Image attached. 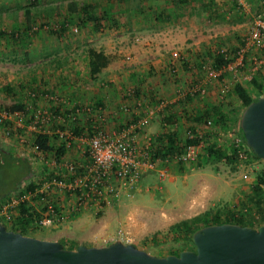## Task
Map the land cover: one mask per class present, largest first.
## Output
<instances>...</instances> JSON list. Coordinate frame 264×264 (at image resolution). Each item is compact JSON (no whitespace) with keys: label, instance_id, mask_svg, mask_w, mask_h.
I'll return each mask as SVG.
<instances>
[{"label":"rangeland","instance_id":"374dc122","mask_svg":"<svg viewBox=\"0 0 264 264\" xmlns=\"http://www.w3.org/2000/svg\"><path fill=\"white\" fill-rule=\"evenodd\" d=\"M55 1L52 0V6L45 7L42 0H35L34 9H28L31 12L27 17L25 10L28 7L18 4L11 9L13 13L9 19L12 22L8 29H0V110L16 100L40 108H44L40 105L50 100L60 101V95L56 92L60 88L59 82L54 80V73L61 65L60 60L65 59V55L73 57L83 70L88 47L101 49L111 56V72L131 65H146L149 57L163 51L170 56L175 51L185 58V52L190 49L191 71L200 57L204 61L202 71H209L214 70L210 66L212 53L220 48L231 52L232 48L243 47V39L252 20L257 16L264 20L262 0H212L209 10L203 9L200 0H185L177 9L170 0H131L133 8L129 12H124L116 0H81L94 6L92 12L104 10L106 13V17L99 21L100 27L95 29L90 21L82 23L80 17L70 15L54 4ZM140 3L148 5V9L137 10L136 4ZM235 4L239 8L233 6ZM39 6L49 11H37ZM2 22L0 17V24ZM164 24H172L179 29L162 31L161 25ZM27 25L35 27L34 32L30 30L23 36L21 33ZM181 27H184L183 30H180ZM10 33L18 35L11 37ZM178 39L184 45L180 46ZM165 40L171 42L170 46L165 44ZM162 45H166L164 50ZM245 54L244 71L257 60L264 61L263 48L250 47ZM262 66L260 64L256 71ZM103 71V75L108 73V69ZM82 73L79 85L100 87L107 82L106 76L97 80ZM223 73L217 78L210 76L209 84L211 87L220 84V90H226L222 92V100L233 107L230 88L234 80L230 71ZM48 93L56 99L49 98ZM222 93L217 92L216 99L219 100L218 95ZM236 112L227 121L228 128L234 130L239 119L236 118L239 112ZM8 122L11 124L12 120ZM2 129L0 125V148L12 155L8 158L0 154V194L6 192L7 195L19 180L23 162L30 170L34 165L29 163L25 147H10L12 140L3 135ZM20 135L27 136L29 133L23 129ZM262 167L263 159L245 169L235 161H204L199 157L190 168L179 167L174 169L175 174L172 175L173 170L170 171L162 182L157 181L155 173H148L139 181L136 189L130 190L128 195H121L117 203L98 216L83 215L57 228L33 229L29 236L57 240L70 247L77 244L101 246L99 244L106 245L113 241L111 239L117 236L116 230L121 228L123 243H131L151 255L164 256L177 254L181 250H193L191 240L182 233L170 232L169 226L201 211L216 208L233 213L241 211L245 216L248 213L254 215L247 205V195L255 181V174ZM243 172L247 174L246 179L241 177Z\"/></svg>","mask_w":264,"mask_h":264},{"label":"built area","instance_id":"2783aa9c","mask_svg":"<svg viewBox=\"0 0 264 264\" xmlns=\"http://www.w3.org/2000/svg\"><path fill=\"white\" fill-rule=\"evenodd\" d=\"M250 47L264 48V20L258 16L249 26L243 47H238L234 53L224 48L215 51L229 61L223 68L209 70V75L217 78L227 70L234 81L251 79L264 61L259 59L240 72L243 55ZM171 57L180 64L185 62V58L175 51L171 52ZM173 69L170 74L174 73ZM204 92V88L191 85L176 91L173 100L169 101L160 96L145 99L137 95L133 87H124L121 95L127 101L119 105L121 118L112 121L104 116L100 104H77L65 99L57 101L55 111L33 107L31 103H25L23 110H0L3 135L25 147L29 163L34 165L31 170L29 168L28 176L0 197V222L9 226L21 216L29 219V225L36 229H53L79 216L100 215L117 203L121 195L136 189L143 176L153 172L157 181L162 182L171 168H190L199 157L206 155L209 148H229L239 167H253L262 159L252 156L237 128H228L227 121L219 123L215 117L203 116L200 112L188 119L190 111L183 109L171 115L170 105L174 101L196 95L201 97ZM223 96L224 93L218 95L220 101ZM49 98L56 99L51 94ZM9 120H12L11 124ZM154 120L163 129L149 133L146 128ZM182 123L179 136L177 128ZM23 129L29 135L21 136ZM165 129L173 133L175 142V149L168 153L165 152L168 148L163 135ZM35 134L47 138V149H41L34 142ZM241 177L246 179L247 174L243 172ZM260 187L264 191V182ZM121 234V228H118L113 239L122 241Z\"/></svg>","mask_w":264,"mask_h":264},{"label":"water","instance_id":"95a60500","mask_svg":"<svg viewBox=\"0 0 264 264\" xmlns=\"http://www.w3.org/2000/svg\"><path fill=\"white\" fill-rule=\"evenodd\" d=\"M238 126L245 144L264 159V93L240 112ZM193 250L155 256L115 239L106 245L63 248L57 240L40 239L7 229L0 222V264H264V224H210L192 232Z\"/></svg>","mask_w":264,"mask_h":264},{"label":"crops","instance_id":"0c3cea01","mask_svg":"<svg viewBox=\"0 0 264 264\" xmlns=\"http://www.w3.org/2000/svg\"><path fill=\"white\" fill-rule=\"evenodd\" d=\"M42 1L47 4H43V6H52V0ZM72 1L76 2L77 4H82V2H80L81 0H57L54 2V4H57V6H61L64 10H66L65 8L67 6V3ZM128 1H121L120 3L118 2V4L122 6L124 12H129L131 8H133V2H131V0ZM36 2L35 0H0L1 22L3 19L2 24H0V29H8V27L10 26L9 24L12 21L11 19H9V15L13 13V11H11L13 7H17L20 4H25L28 7H26L27 9H34V4ZM136 7H138V9H140L141 7L139 11H143V8L148 9V5H141V3L139 5L136 4ZM39 9L37 11L44 10L47 12L48 10L46 8H43L42 6ZM29 12L31 11L29 10ZM183 28L184 27H181L180 30H183ZM161 29L163 31L164 29L167 30L179 28L172 24H164L161 25ZM177 41H179L180 46H182L183 43L181 39H178ZM164 42L167 45L171 44V42H167V40H165ZM162 46L161 47L164 50V47H166V45ZM184 57L185 62L180 64L175 60L170 59L171 56L168 54L167 51H163V53L159 55L149 57L150 59H148V63H146V65H139L138 67H133V65H131V67L129 66L126 69L123 68L113 72H111L110 66L108 64L105 68L100 71V73L96 75L98 76V78L95 76L97 80L100 79L102 76H106V84H103L100 81V84H103L102 86L98 87L94 85L92 87H88L84 84L79 85L81 83L80 78L83 74L82 71L85 72L86 75H88L86 55L83 70L80 69L79 65L76 64L77 61H75V59L73 60V57H68L67 55H65V57L63 56V58L65 59L60 60L61 65L59 66V68H56L58 71L54 73V75L56 76V79L54 80L59 82L58 87H60H57L58 90L56 92H58L57 95H60L59 99H65L70 102H75L77 104L89 102L100 104L104 109V116L108 119V121H112V119L116 120L121 118L119 105L122 102L127 101V98L121 95L124 87H133L137 95L145 97V99H154L155 97L160 96L169 101L173 100L176 91H178L179 89L181 90L191 85L196 86L198 88H204L205 92L201 97H198L196 95L187 100L174 101L170 105V113L172 116H174L176 113L183 109L190 111L187 114L189 115L188 119H191V117L193 118L195 116H193L194 113H199L205 107H209L219 101L218 99H216V95L217 92L220 91V84L218 85L217 83L214 87L210 86L211 83L209 84V82L211 79H209V71H202L201 69L202 64H204L202 57H200L197 61L194 62V69L192 71L191 49L188 52H185ZM208 66L209 65H207V67ZM172 67H174V69ZM107 69L108 73L106 75H103L105 74L103 70ZM170 69H173L174 73L170 74ZM221 75H223V73L219 76ZM230 96L233 95L230 94ZM232 100L234 101L233 109H239L238 101L234 97H232ZM44 104L45 105L40 106L44 108H49L50 110H56L57 105L59 103L57 101L55 102L50 100L48 101V103ZM235 109L234 111H236ZM81 117L80 119L83 120V118ZM183 125L184 123L178 125L177 133L179 134V136H181L182 134L181 129ZM162 129L163 127L160 126V124H158V122L155 120L146 128L147 132L149 133H156L161 131ZM10 147H16L15 142L10 141ZM170 171H172L170 175L175 174L174 168H171Z\"/></svg>","mask_w":264,"mask_h":264},{"label":"trees","instance_id":"16d2710c","mask_svg":"<svg viewBox=\"0 0 264 264\" xmlns=\"http://www.w3.org/2000/svg\"><path fill=\"white\" fill-rule=\"evenodd\" d=\"M117 2H125L128 0H116ZM264 2V0H262ZM185 0H170V3L178 8V6L182 3H184ZM202 3V7L204 10H209L211 5L213 4L212 0H200ZM236 8H239V5L235 4L233 5ZM66 11L70 15H74L76 17H80V21L82 23L90 21L92 26L97 29L100 27L99 21L103 20L106 17V13L104 11H96L92 12L94 9V6L92 4H77L76 2L72 1L67 3ZM140 10V9H137ZM28 9L25 10V15L27 17L28 15ZM166 16L170 17L169 13H166ZM31 30V26L28 25L25 27L23 33H21L23 36H26V33ZM32 32L33 29H32ZM55 32V31H52ZM58 33V32H57ZM18 34L10 33L11 37H16ZM21 35V36H22ZM264 49V48H263ZM236 48L231 49V53H234ZM230 51V50H229ZM86 58H87V70H88V76L90 78H95V76L100 73V71L105 68L112 60L111 56L107 53H105L101 49H94L93 47H88L86 49ZM246 54L243 55V62L246 60ZM229 60L223 58L222 54L219 53H212L211 55V63L210 66L213 69H220L223 68ZM262 69L256 71L254 75L251 77V79L244 81V80H236L231 84L230 92L233 95L239 105V109H237L238 112H240L253 98L258 97L264 93V64H262ZM244 66L240 68V72H243ZM224 74V73H223ZM25 103L20 100H16L11 105L5 106L3 109L8 112H13L17 110H23ZM34 107V106H33ZM235 109V108H234ZM233 107L229 105V103H225L222 101H217L215 104L211 105L210 107H205L202 111H200V115L203 116H213L215 117V121H229L232 114H235L236 111H234ZM57 110V109H56ZM236 110V109H235ZM55 111V110H54ZM53 111V113H54ZM237 113V112H236ZM239 113L238 117L239 118ZM197 119V118H196ZM1 126L3 124H0ZM7 125V124H5ZM237 132L241 136V138L244 140L243 134L237 126ZM163 135L167 139L168 148L166 149V153L173 151L175 149V142L172 137L173 133L170 131H163ZM34 142L39 145V147L43 150L48 148V140L46 137H44L41 134H35ZM248 150L251 152L252 156L255 159H259L247 146ZM0 154L3 156H7L8 158H11L12 155L9 154L8 151H4L2 148H0ZM204 161H219V160H225L226 162H233L234 161V154L232 150L229 148H225V150H212L207 149L206 155L202 157ZM22 162V161H21ZM23 167L21 168L19 180L15 182L13 185V188L18 185L23 178L29 175V168L28 166L23 162ZM254 182L252 183L250 187V192L247 195V201L248 206L251 210H253L252 215L251 213H248L247 216L242 215L240 213L241 211H238L237 213L228 212L223 209H213V210H204L201 211L191 217H188L186 219H181L169 226L170 232H179L182 233L184 236H187L190 240V236L193 231L198 229L199 227L210 225V224H220V223H236L242 226H252L257 227L261 224H264V193H262V189L260 187V183L264 182V167L260 168L259 172L255 174ZM6 193V192H5ZM5 193L0 194V197L5 195ZM245 206V205H244ZM97 214L96 216H98ZM16 220L13 221L9 226H6L7 229H10L14 232H18L22 235H28L30 231L33 229H36L29 225V219L22 218L21 216L16 217ZM63 245V248L66 249H74V247L66 246L62 242H60ZM176 255V254H175Z\"/></svg>","mask_w":264,"mask_h":264}]
</instances>
